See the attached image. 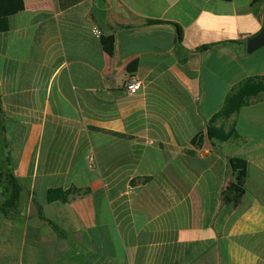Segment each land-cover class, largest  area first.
<instances>
[{
  "label": "crops",
  "instance_id": "crops-1",
  "mask_svg": "<svg viewBox=\"0 0 264 264\" xmlns=\"http://www.w3.org/2000/svg\"><path fill=\"white\" fill-rule=\"evenodd\" d=\"M22 3L0 33V264H264V1Z\"/></svg>",
  "mask_w": 264,
  "mask_h": 264
},
{
  "label": "trees",
  "instance_id": "trees-1",
  "mask_svg": "<svg viewBox=\"0 0 264 264\" xmlns=\"http://www.w3.org/2000/svg\"><path fill=\"white\" fill-rule=\"evenodd\" d=\"M224 1H230V0H224ZM264 0H253V4H259L262 3ZM23 10V3L22 0H0V33L1 32H6L8 30V18L20 11ZM149 23H156L155 21H149ZM178 30V37H180V30ZM179 39V38H178ZM100 41L102 44V47L104 49V51L107 54H111L112 50H113V44H114V38L112 36H101L100 37ZM204 50V48H203ZM251 81H249L250 83ZM248 83V85H250ZM244 90H239L238 93L236 95H234L233 97L228 98L225 103L224 106L222 108V116L227 117L229 116L234 110L235 108L239 107L243 96L242 94H244L245 92V88H243ZM252 93L254 91H251ZM250 92V94H251ZM208 137L210 139L215 138L216 140H220L223 141L225 139L224 134H222V131L219 128H214L212 126L208 127ZM8 183H9V191H10V195L8 198V205L11 208V206L13 205V202L15 201V198L17 197V191L18 189V184L15 180V178L12 176V174L10 173L8 176ZM17 187V188H16ZM228 191V192H227ZM50 199H60L63 200L64 199V194L63 193H55V192H50ZM224 194V200H226V196L229 194V188L226 189V192H223ZM238 196V193H234L233 197L236 198Z\"/></svg>",
  "mask_w": 264,
  "mask_h": 264
},
{
  "label": "water",
  "instance_id": "water-1",
  "mask_svg": "<svg viewBox=\"0 0 264 264\" xmlns=\"http://www.w3.org/2000/svg\"><path fill=\"white\" fill-rule=\"evenodd\" d=\"M262 46H264V26L257 35L247 40L246 51L252 53Z\"/></svg>",
  "mask_w": 264,
  "mask_h": 264
},
{
  "label": "built area",
  "instance_id": "built-area-1",
  "mask_svg": "<svg viewBox=\"0 0 264 264\" xmlns=\"http://www.w3.org/2000/svg\"><path fill=\"white\" fill-rule=\"evenodd\" d=\"M93 33L96 36L100 35V31L98 29H94ZM141 86V81L137 77L132 76L125 85V92L128 95H134L140 90Z\"/></svg>",
  "mask_w": 264,
  "mask_h": 264
}]
</instances>
